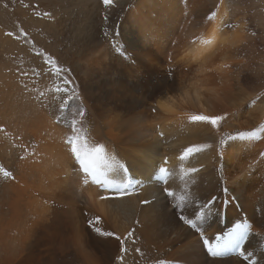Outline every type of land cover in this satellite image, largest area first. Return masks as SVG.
<instances>
[{"label":"bare ground","instance_id":"6f19581e","mask_svg":"<svg viewBox=\"0 0 264 264\" xmlns=\"http://www.w3.org/2000/svg\"><path fill=\"white\" fill-rule=\"evenodd\" d=\"M74 1L0 29V264H264V0Z\"/></svg>","mask_w":264,"mask_h":264},{"label":"rangeland","instance_id":"374dc122","mask_svg":"<svg viewBox=\"0 0 264 264\" xmlns=\"http://www.w3.org/2000/svg\"><path fill=\"white\" fill-rule=\"evenodd\" d=\"M32 2L38 3L39 0H0V25H1L0 29L5 28L7 29L6 31H10L12 33L15 32L19 37H22L21 35L24 36L25 33L29 35H31L32 33H35L34 29L32 28L25 29L26 27L23 25V17L26 16V14L24 13V8H27L28 5H30ZM80 3L79 1L75 0L71 6L70 11L72 13L77 12L76 9L79 10V8L82 6V5L80 6L78 5ZM21 9L23 10V12H21ZM2 19H4V21H2ZM37 35L39 38L43 36L42 33L37 34ZM29 41L34 46L39 48L38 56L46 55L48 53L47 47L40 46L35 41H32V40H29ZM39 43H41V41H39ZM40 63L41 62H39L38 60H35L34 64L29 63L27 66L19 65L17 67V70H20V69L22 70L23 67L31 68L35 74L39 75L41 81H46L47 78L46 76H44L43 66Z\"/></svg>","mask_w":264,"mask_h":264},{"label":"snow or ice","instance_id":"6c2138e0","mask_svg":"<svg viewBox=\"0 0 264 264\" xmlns=\"http://www.w3.org/2000/svg\"><path fill=\"white\" fill-rule=\"evenodd\" d=\"M105 5H109L111 4V0H103ZM11 35V34H9ZM253 103H255V101H253ZM81 115H83V113L81 112ZM193 122H201V123H205V124H209L212 126H217L222 120H225L226 117L225 116H206V115H196L191 117ZM244 135H248L245 133H241L240 136L243 137ZM69 143L72 144L73 141L70 139ZM209 147L208 145H194L191 147H188L185 149L183 156L181 157V159L184 158V156H188L191 155L195 152H200L203 148ZM73 153L76 156V160L79 162L82 170L85 173H89V174H95L96 171H98V160L101 159L100 153H102L103 148L102 146H97L94 149H88L84 152H81L79 149H77L75 146H73L72 148ZM125 171H127V169H125ZM193 171H195V169H193ZM160 172H166V169L164 168H160ZM5 175H7V173H5ZM165 192L171 196L173 195L170 191H168V189H165ZM126 194V193H122L121 195ZM102 198H107V197H102ZM143 203H148V201H144ZM180 219L186 223L191 225L192 221L187 219L184 216H181ZM98 220V218H97ZM96 231L103 236H112L114 235L111 232H105L102 231L101 229L97 228ZM117 239H119V237H117ZM205 243L207 244V241H205ZM209 251L213 254V255H218L219 252L216 250H213L212 248H209ZM241 255H243V252L241 253ZM247 259V257H245Z\"/></svg>","mask_w":264,"mask_h":264}]
</instances>
